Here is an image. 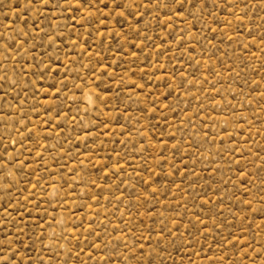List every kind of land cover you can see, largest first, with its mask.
Segmentation results:
<instances>
[{"label": "rangeland", "instance_id": "rangeland-1", "mask_svg": "<svg viewBox=\"0 0 264 264\" xmlns=\"http://www.w3.org/2000/svg\"><path fill=\"white\" fill-rule=\"evenodd\" d=\"M0 264H264V0H0Z\"/></svg>", "mask_w": 264, "mask_h": 264}]
</instances>
